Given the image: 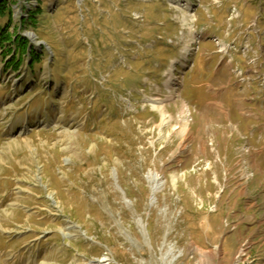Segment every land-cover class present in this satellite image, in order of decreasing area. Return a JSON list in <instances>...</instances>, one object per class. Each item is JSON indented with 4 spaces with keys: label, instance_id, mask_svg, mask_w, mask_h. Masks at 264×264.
Instances as JSON below:
<instances>
[{
    "label": "rangeland",
    "instance_id": "1",
    "mask_svg": "<svg viewBox=\"0 0 264 264\" xmlns=\"http://www.w3.org/2000/svg\"><path fill=\"white\" fill-rule=\"evenodd\" d=\"M8 1L43 59L0 43V264H264L223 203L264 152V0Z\"/></svg>",
    "mask_w": 264,
    "mask_h": 264
},
{
    "label": "crops",
    "instance_id": "2",
    "mask_svg": "<svg viewBox=\"0 0 264 264\" xmlns=\"http://www.w3.org/2000/svg\"><path fill=\"white\" fill-rule=\"evenodd\" d=\"M197 86H202V84L199 83ZM205 89L206 91L212 90L211 86H207V83L205 84ZM212 108L214 109L215 107ZM228 108L232 109L231 107ZM236 109L238 110V108ZM238 111L240 112V110ZM203 113H206V111L203 110ZM260 139L264 141V136ZM249 160L257 176L248 183L233 181L232 184H229V189L225 194L223 203L226 204V209H231L233 219H236V221L238 220L240 223L247 224L246 226L251 230L250 235L253 236L255 242L259 243V246H262L264 245V194L261 195L260 191L254 194L255 190L253 187L261 183L258 178H264L263 150L255 154H250ZM254 198H256V200L253 201ZM248 210L253 211L247 214Z\"/></svg>",
    "mask_w": 264,
    "mask_h": 264
},
{
    "label": "trees",
    "instance_id": "3",
    "mask_svg": "<svg viewBox=\"0 0 264 264\" xmlns=\"http://www.w3.org/2000/svg\"><path fill=\"white\" fill-rule=\"evenodd\" d=\"M37 16L32 13V17ZM4 20L3 25L1 21ZM24 20L21 21V26L24 25ZM13 23V9L11 3L8 0H0V43L14 45V49L3 50L5 57L8 53H12L10 59L5 60L4 69L18 70L24 64L26 55L29 57L28 67L35 71L37 69L36 64L41 62L43 54H41L30 40L21 33H9V26Z\"/></svg>",
    "mask_w": 264,
    "mask_h": 264
},
{
    "label": "bare ground",
    "instance_id": "4",
    "mask_svg": "<svg viewBox=\"0 0 264 264\" xmlns=\"http://www.w3.org/2000/svg\"><path fill=\"white\" fill-rule=\"evenodd\" d=\"M182 6V5H181ZM183 6H185L184 7V9L186 8H188L189 7V5H186V3L185 4H183ZM178 8L180 9V6L178 5ZM190 20V18L189 17H185V22H188ZM191 42H197V38H196V36L195 35H193V39H192V41ZM193 50H194V46H192V48H191V50H187L186 52H185V54L188 52V54L184 57V60L186 61V63H185V61L183 62V65L185 66L186 65V67H188L189 66V62H190V58H191V55H193ZM189 61V62H188ZM187 62H188V65H187ZM173 78H179V76H175V77H173ZM161 105V104H160ZM154 106L156 107L157 106V104L156 103H154ZM160 109H161V111H162V113L164 114V112H165V110L163 109V107L161 108L160 107ZM156 179V178H155ZM155 190V189H154Z\"/></svg>",
    "mask_w": 264,
    "mask_h": 264
},
{
    "label": "built area",
    "instance_id": "5",
    "mask_svg": "<svg viewBox=\"0 0 264 264\" xmlns=\"http://www.w3.org/2000/svg\"><path fill=\"white\" fill-rule=\"evenodd\" d=\"M235 13H236V15H238V12H235ZM214 39H216L217 43H219V44L222 43V42H220L219 38L214 37ZM228 45H229V47L231 46L230 44H228V43H224V42H223V44H221L220 46H221L222 48H224V49L227 51V50H228V49H227V48H228Z\"/></svg>",
    "mask_w": 264,
    "mask_h": 264
}]
</instances>
